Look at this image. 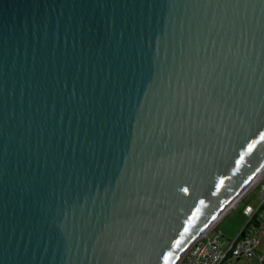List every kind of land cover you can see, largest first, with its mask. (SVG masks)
<instances>
[{
  "label": "water",
  "instance_id": "95a60500",
  "mask_svg": "<svg viewBox=\"0 0 264 264\" xmlns=\"http://www.w3.org/2000/svg\"><path fill=\"white\" fill-rule=\"evenodd\" d=\"M264 169V0H0V264H179Z\"/></svg>",
  "mask_w": 264,
  "mask_h": 264
},
{
  "label": "built area",
  "instance_id": "2783aa9c",
  "mask_svg": "<svg viewBox=\"0 0 264 264\" xmlns=\"http://www.w3.org/2000/svg\"><path fill=\"white\" fill-rule=\"evenodd\" d=\"M264 203V187L260 191V207ZM255 209L246 206L243 214L247 217V224L253 220ZM264 230L254 231L244 237L237 236L233 240L223 241L220 232L214 228L206 236L195 240L180 260L179 264H225L230 259L251 260L255 257L256 249ZM264 258L261 259V264Z\"/></svg>",
  "mask_w": 264,
  "mask_h": 264
},
{
  "label": "rangeland",
  "instance_id": "374dc122",
  "mask_svg": "<svg viewBox=\"0 0 264 264\" xmlns=\"http://www.w3.org/2000/svg\"><path fill=\"white\" fill-rule=\"evenodd\" d=\"M264 175V173H263ZM262 175V176H263ZM261 176V177H262ZM260 177V179H261ZM260 179L254 183L253 185H251V187L248 188V190L242 194L241 197L238 198L236 203H239L240 201H242L250 192H252L257 184L260 182ZM262 184H264V179L262 181ZM246 203H250L251 205H253L254 207H256L258 205V203H260V196H259V190L254 191L253 193L249 194L247 196V198L245 199L244 202H242L241 204H239L232 212L230 217H228L224 223L222 224V226L220 227L223 231H227L230 234H233L234 237L232 238H228V240H233L235 239L237 236V230L240 231L242 228H244L248 219L244 218L242 216V209L244 207V205ZM234 206V205H233ZM232 206V207H233ZM230 207V208H232ZM230 208H228L224 213H226ZM218 220V219H217ZM217 222V221H216ZM216 223L213 224L212 228H210L209 232H211L213 230V228L215 227ZM215 229V228H214ZM236 234V235H235ZM225 239H227L225 237ZM259 249L261 250V253H263L264 255V237H261V245L259 247ZM259 260L258 257H256V259L251 260V262H248L247 260L241 259V260H235L233 259V261L231 263L228 264H256V262ZM264 264V263H262Z\"/></svg>",
  "mask_w": 264,
  "mask_h": 264
},
{
  "label": "crops",
  "instance_id": "0c3cea01",
  "mask_svg": "<svg viewBox=\"0 0 264 264\" xmlns=\"http://www.w3.org/2000/svg\"><path fill=\"white\" fill-rule=\"evenodd\" d=\"M263 179H264V175L261 177V179H260V182L257 184V186H256V188L252 191V192H250L249 194H251V193H253L254 191H256V190H259V196H260V191H261V189H262V187H264V184H262V181H263ZM248 194V195H249ZM247 195V196H248ZM247 196L242 200V201H240L239 203H235V205L232 207V208H230L226 213H224L221 217H220V219L217 221V223H216V225H215V230L216 231H218V232H220L221 233V235H222V239H223V241H228V238H232V237H234L233 236V234H230L229 232H227V231H223L220 227L222 226V224L224 223V221L228 218V217H230V215H231V212L239 205V204H241L242 202H244L245 201V199L247 198ZM246 206H251V207H253L254 209H255V213H254V215H253V219H257L259 222H258V224H259V227H251L249 230H248V233H247V230L245 231L246 232V235H249V234H253V232L254 231H257V230H259V229H261V230H264V203H263V205L260 207V203H258V205L256 206V207H254L253 205H251L250 203H246L245 205H244V207H243V209H242V216L244 217V218H246L247 219V217L243 214V210H244V208L246 207ZM246 224H247V222H246ZM246 226V225H245ZM245 226H244V228H245ZM244 228H242L240 231H238L237 230V235L236 236H240V234H241V232L244 230ZM262 234V238L264 237V234H263V232L261 233ZM225 237L227 238V239H225ZM260 245H261V240H260ZM260 245H259V247H260ZM259 247L256 249V254H255V257L253 258V259H251V260H254V259H256V257H258L259 258V260L256 262V264H261V259L262 258H264V255H263V253H261V250L259 249ZM235 260H241V259H235ZM245 260V259H244ZM251 260H247L248 262H251ZM233 261V259H228V260H226V262H225V264H228V263H231ZM251 264V263H250Z\"/></svg>",
  "mask_w": 264,
  "mask_h": 264
},
{
  "label": "trees",
  "instance_id": "16d2710c",
  "mask_svg": "<svg viewBox=\"0 0 264 264\" xmlns=\"http://www.w3.org/2000/svg\"><path fill=\"white\" fill-rule=\"evenodd\" d=\"M258 220L257 219H253L249 224H247L244 228V230L241 232L240 236L241 237H244L246 235V230H247V233H248V230L251 228V227H259V224H258Z\"/></svg>",
  "mask_w": 264,
  "mask_h": 264
},
{
  "label": "bare ground",
  "instance_id": "6f19581e",
  "mask_svg": "<svg viewBox=\"0 0 264 264\" xmlns=\"http://www.w3.org/2000/svg\"><path fill=\"white\" fill-rule=\"evenodd\" d=\"M263 173H264V169H263V171H262V173H260L261 175L251 184V185H253L254 183H256L259 179H260V177L263 175ZM251 187V186H250ZM237 201H233V202H231L229 205H228V207L225 209V210H227L228 208H230V207H232L233 205H235V203H236ZM224 214V213H223ZM216 221H218V220H216ZM214 223H217V222H214Z\"/></svg>",
  "mask_w": 264,
  "mask_h": 264
}]
</instances>
